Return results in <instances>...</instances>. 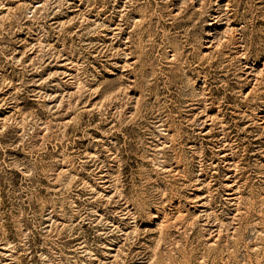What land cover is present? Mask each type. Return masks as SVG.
Wrapping results in <instances>:
<instances>
[{"label":"rangeland","instance_id":"obj_1","mask_svg":"<svg viewBox=\"0 0 264 264\" xmlns=\"http://www.w3.org/2000/svg\"><path fill=\"white\" fill-rule=\"evenodd\" d=\"M0 264H264V0H0Z\"/></svg>","mask_w":264,"mask_h":264}]
</instances>
